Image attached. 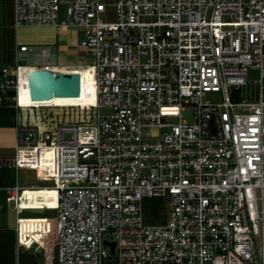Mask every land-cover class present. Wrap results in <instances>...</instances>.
Listing matches in <instances>:
<instances>
[{
  "label": "built area",
  "instance_id": "2783aa9c",
  "mask_svg": "<svg viewBox=\"0 0 264 264\" xmlns=\"http://www.w3.org/2000/svg\"><path fill=\"white\" fill-rule=\"evenodd\" d=\"M13 23L77 26L91 55L92 100L33 104L54 113L16 115L0 159V211L56 209L32 264H264V0H13ZM24 67L0 66V105L24 109ZM152 196L161 222L144 221Z\"/></svg>",
  "mask_w": 264,
  "mask_h": 264
},
{
  "label": "rangeland",
  "instance_id": "374dc122",
  "mask_svg": "<svg viewBox=\"0 0 264 264\" xmlns=\"http://www.w3.org/2000/svg\"><path fill=\"white\" fill-rule=\"evenodd\" d=\"M9 7H10V14L13 15V0H10L9 2ZM12 15L9 17L10 21H12L11 26L14 28V33L18 31L19 35L22 36L21 38L24 39L26 44L30 47V49H27L26 51H21L19 53L14 52L13 45L8 44L7 45V40L5 38L4 44L1 42L3 39H0V66H13L16 63H24L25 65L30 64V63H37L42 61V54L41 50L47 44L43 43H32L28 42L27 39H30V36H33L37 32V27L32 26V25H20L15 27L13 23V17ZM60 16L63 17V12L60 13ZM56 28V27H55ZM81 36V35H80ZM80 36L76 41L80 40ZM8 39V38H7ZM5 46L8 47V49H5ZM69 51L71 52L72 49L74 50V45L71 42L68 44ZM53 53L50 57L47 59L57 61L58 60V51L55 47H52ZM76 50V48H75ZM6 51L8 52V55H6ZM75 52V51H74ZM10 53V54H9ZM14 53V55H13ZM76 57H80L81 59H87L90 58L91 55L90 53H84V52H75ZM252 76L254 77L257 75L256 70L250 71ZM88 73H82L81 78H82V90L83 93L81 94L80 98L78 99H69V100H52L54 102L56 101H72V100H78V101H88L89 98L87 97V87H88ZM43 104H48V103H43ZM31 103L25 104L24 109H19V108H14V113L12 114L13 118V124L12 125H0V142H7L10 139L14 138V133H15V125H16V115L19 117V121L21 120H30L35 121L36 123H39L42 125V122H40L41 119H44L45 116L52 115L54 112L51 113V110H49L44 116L43 114L46 112V110L51 107V106H42L44 107L43 111L42 108L39 106L38 111L36 112V109L32 106H30ZM39 105V104H38ZM53 105L50 109H53L55 111H60L61 106L59 104ZM29 112V118L28 117V110ZM102 111H105L106 108H101ZM63 112V111H62ZM185 115L188 119L191 118V113L190 111H186ZM4 153V154H3ZM12 155L14 153V149L11 146V148H5L0 150V155L6 156ZM18 176H19V183H24V182H36L37 184H40L41 178L37 176V171L34 169H19L18 170ZM8 208V209H7ZM55 223H56V209L54 208H26L21 214L17 216V222L16 224V241L19 242L20 244H27L29 241H25L26 239L24 238H35L39 236H43L42 239H51L55 240ZM0 225H6V226H13L14 225V212L12 208L10 207H4L0 211ZM26 247V246H25ZM52 247H49L48 244L45 246L46 249H50ZM16 249V247H15ZM16 251V250H15ZM41 251L44 250H39L37 253H41Z\"/></svg>",
  "mask_w": 264,
  "mask_h": 264
},
{
  "label": "crops",
  "instance_id": "0c3cea01",
  "mask_svg": "<svg viewBox=\"0 0 264 264\" xmlns=\"http://www.w3.org/2000/svg\"><path fill=\"white\" fill-rule=\"evenodd\" d=\"M9 2L10 0H0V39L1 38L3 39L1 42H3L2 44H4L6 38V40L8 41L6 46H8V44H12L13 45L12 49H14V52L16 51L17 53L18 44L25 43V41H23L24 39L21 38L22 36L19 35L18 31L14 33V28H12L11 26L12 21H10L9 17L12 14H10L11 10L9 7ZM32 26H35L38 29L35 35L30 36V39H27L28 42H32V43L38 42V43L47 44L45 46H48V50H49L48 57H50L53 53L52 47H55L58 51L57 61L49 60L47 59L48 57L47 58L43 57L42 61L32 64L40 66L42 64H47V61L48 63L68 64V65H74L76 67H78L77 65L83 64L85 59L83 58L81 59L80 57H76V55H74L76 51L81 52L75 46L76 40L80 36V29H78L77 26L67 25V26H63L62 28H55V26L52 25H32ZM71 41L74 45V50L72 49V51L70 52L68 48L69 47L68 44ZM6 46L5 49H8V47ZM6 55L9 56L7 51H6ZM81 92L83 93L82 90ZM27 99L30 102L29 98ZM72 101H78V100H72ZM51 102L54 103V101ZM57 102L58 101H56L55 103ZM43 103H50V102L31 103L30 106H32L33 104H43ZM14 145H15V133H14L13 142L12 139H10L7 142H0V150L5 148L7 149L11 148V146L14 149ZM12 155H8V153L6 156L0 155V159L10 157ZM50 203H52V201H50ZM15 223H16V216H14V225L11 227H15L16 225Z\"/></svg>",
  "mask_w": 264,
  "mask_h": 264
},
{
  "label": "trees",
  "instance_id": "16d2710c",
  "mask_svg": "<svg viewBox=\"0 0 264 264\" xmlns=\"http://www.w3.org/2000/svg\"><path fill=\"white\" fill-rule=\"evenodd\" d=\"M14 108L8 105H0V125H12ZM5 182H13V172L9 168H0V183L2 179ZM165 200L161 197H146L143 202V218L147 223H156L164 220ZM43 238V237H42ZM31 239L25 249H19L16 253V229L14 227L0 225V264H32L38 260V250L44 249L45 240L51 239ZM49 250L53 249V244L48 245ZM48 251V249H46ZM35 252V253H34Z\"/></svg>",
  "mask_w": 264,
  "mask_h": 264
},
{
  "label": "water",
  "instance_id": "95a60500",
  "mask_svg": "<svg viewBox=\"0 0 264 264\" xmlns=\"http://www.w3.org/2000/svg\"><path fill=\"white\" fill-rule=\"evenodd\" d=\"M80 74L73 70H55L48 67H32L27 70L29 95L33 99H48L52 96H69L80 93ZM114 253V240H104ZM114 258L107 259L112 262Z\"/></svg>",
  "mask_w": 264,
  "mask_h": 264
},
{
  "label": "bare ground",
  "instance_id": "6f19581e",
  "mask_svg": "<svg viewBox=\"0 0 264 264\" xmlns=\"http://www.w3.org/2000/svg\"><path fill=\"white\" fill-rule=\"evenodd\" d=\"M59 69L61 70H64L66 72H71L73 70H76L79 74H80V78H81V74L82 73H85L87 72L88 73V87H87V97L89 98L88 101H78L80 103H86V102H89L90 100H92L91 98V94L93 92L92 88H93V83H92V80H91V77H90V68L87 67V66H84V67H76V66H57ZM31 68L30 65H25L24 67V72H23V76H22V83L19 87V95H20V103L22 105H25V104H29V103H40V102H51L53 99L55 100H69V99H78L80 98V94L82 93L81 90H82V78L80 79V93L78 95H69V96H52L51 98H48V99H33L30 97L29 95V88H28V85H27V70ZM83 91V90H82ZM30 100V102L28 101V99ZM72 102H75V101H62V102H57L58 104H64V103H72ZM55 103V102H54ZM56 103V104H57ZM38 105V104H37ZM46 151H49V150H46ZM39 159H45V158H49V156H45L43 154H41V152L39 151Z\"/></svg>",
  "mask_w": 264,
  "mask_h": 264
}]
</instances>
